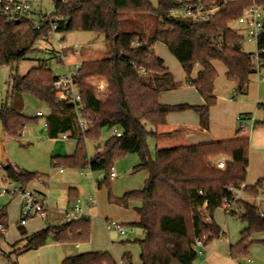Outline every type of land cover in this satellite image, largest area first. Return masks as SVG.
<instances>
[{
	"label": "trees",
	"instance_id": "1",
	"mask_svg": "<svg viewBox=\"0 0 264 264\" xmlns=\"http://www.w3.org/2000/svg\"><path fill=\"white\" fill-rule=\"evenodd\" d=\"M176 6L175 0H159L156 8L149 0H54V15L58 19L40 30H35L31 23H9L0 16L1 66L14 68L32 52L31 48H20L22 31L30 32L34 40L47 37L52 27H56L55 33L91 32L104 36L110 44L111 56L83 62L78 76L84 115L92 120V129L84 134L78 132L74 110L53 89L58 77L47 66L34 68L21 78L12 77L8 98L0 108V125L8 138L20 140L25 128L41 118L23 114L22 96L28 94L45 103L50 110L46 117L48 137L57 140L60 135L73 132V139L77 140L74 154L52 158L53 166L102 171L105 175L97 183L98 188L110 185L117 162L137 155L139 164L134 171H145L148 175L144 188L127 192L121 198L109 194V202L123 208L138 204L134 208L139 219L135 226L144 233V238L136 241L141 264H195L198 261L195 241L200 239L207 245L220 236L219 227L212 221L213 213L220 208L228 187L246 183L249 166L251 131L238 130L233 136L207 143L189 139L210 131V111L217 104L215 62L223 64L226 79L236 84L241 95L249 90L250 78L255 74L251 55L243 51L240 36L229 28L248 4L231 3L203 24L169 19L170 9ZM122 15L154 17L153 32L145 37L139 31H123ZM159 43L179 62L187 82L197 90L204 105L170 106L159 102L160 94L178 88L165 62L153 52L154 45ZM259 50L264 60V36L259 41ZM196 65L201 71L192 80ZM91 82L106 84L108 96L104 100L95 98ZM187 111L199 116L198 127L167 122L168 115ZM114 129L122 133L121 137L112 135L88 158L86 143H99L103 130ZM150 137L156 140L154 155L147 145ZM222 155L229 159L225 170L209 162L210 158ZM3 177L23 189L45 178L10 164L4 165ZM263 189L264 180H260L255 186H247L246 193L257 196ZM242 208L245 215L240 220L246 227L239 242L230 247L233 260L247 256L253 237L264 234L259 208L248 202H243ZM206 215L210 222L205 221ZM6 218L5 209L0 210V225L7 230L3 224ZM19 230L26 236L22 226ZM90 235L91 222L87 218L50 226L23 239L26 244L17 257L51 242L86 243ZM121 260L123 264H132V255L126 253ZM61 264L118 263L108 252H91L67 258Z\"/></svg>",
	"mask_w": 264,
	"mask_h": 264
},
{
	"label": "rangeland",
	"instance_id": "2",
	"mask_svg": "<svg viewBox=\"0 0 264 264\" xmlns=\"http://www.w3.org/2000/svg\"><path fill=\"white\" fill-rule=\"evenodd\" d=\"M32 2L34 4V9L40 10L44 15H54V0H32ZM149 2L154 8L159 4V0H149ZM120 20L123 31H139L144 33L145 37L151 35L156 23L155 18L148 15H122ZM229 28L232 30H239L240 25L237 22H232L230 23ZM19 42L22 50L31 48L32 52L29 53L24 61L20 62L18 66L14 68L0 65V108L8 98L13 76H18L20 78L24 77L30 70L40 66H47L52 70L55 77L59 78L65 75L67 72L66 61L60 62L59 60L62 57V52L67 55L66 50H79L83 56V62L105 59L112 54L111 46L106 42L104 36L91 32L73 31L68 33H50L47 37L34 40L33 35L30 32L22 31L19 35ZM157 46L159 49L158 54L161 56L160 58L165 60V64L169 67L170 71L176 76L178 75V72L181 71L183 75L184 72L181 70L179 62L171 55L167 47L160 43L157 44ZM242 49L246 54H252L256 50L255 46L247 43L242 46ZM170 58L172 59L171 63ZM214 65L218 73L215 82L216 91L220 92L221 97L227 102V98H232L233 90L238 91L237 86L235 83L229 82L226 79V69L223 64L215 62ZM199 69V65L194 67L191 79H194ZM252 80L253 78L251 77V82H253ZM187 84L189 83L187 82ZM251 85L252 83L250 86ZM105 89L106 92L102 99H105L108 96L107 86ZM237 94V98L241 99L242 95L239 91ZM22 101L23 114L31 118H36L37 113L42 112L44 117H41L37 122L28 125L20 140H14L8 137L6 139L0 125V154L4 165L7 166L10 164L21 170L30 173H38L39 175L44 176V179L33 182L28 188H46L47 192L50 190V201L55 206L57 205L59 210H65L69 201L71 203L75 201L71 200L72 197H70V191L71 188H76L80 191L78 199L83 202H87L88 199L94 200L95 211H99V213L93 214L90 218L91 235L89 242L77 244L66 243L67 245L51 242L48 245L54 244L60 247L65 246V248L72 252L73 255L95 250L102 252L107 251L117 263H120L123 252L128 250L132 255L133 264H139L140 248L135 242L144 238L141 229L130 224L123 225L126 229L130 227L134 229V235L128 234L126 236H120L115 232L109 233L106 229V223L108 221H115L114 217L108 212V207L111 205L126 209L116 204H111L109 202V194L114 198H121L127 192L140 191L144 188L145 181L148 178L147 172L134 171V168L139 164L138 156L130 155L117 162L113 167V172L117 176V179L111 180L109 186L104 184L102 188L98 190L96 189V182H101L103 180L105 175L104 172H92L89 168L73 169L63 166H53L52 158H63L74 154L77 140L71 139L69 141H62L50 139L45 131L46 117L50 113L48 106L28 94L22 96ZM112 135L113 130H103L99 143L87 142L86 149L88 158L93 157L98 148H102ZM147 145L150 152L154 155L156 140L151 137L148 138ZM221 157L227 158L222 155L210 158L209 162L214 166V162ZM61 169L63 170V175L60 173ZM1 175L3 176V171ZM10 183L14 186H18L14 182ZM41 184H43L44 187H41ZM18 199L19 197L11 196L7 191L0 189V210L5 209L8 214L7 218L3 221V224L6 227H9L6 231L7 237H0V264H43L42 259H40L36 253L29 254L28 257L26 256L23 259V261H21V256L26 253L17 257L18 251L26 244L24 240L18 241L20 238V232L18 229V223L20 221ZM253 203L257 206H261L260 202L258 203L254 201ZM137 206L138 204H134L132 206L133 210ZM262 206L264 208V205ZM213 214L215 219H220L224 223L227 222V219H230L223 213L221 208L215 210ZM36 218L29 219L25 226L27 232L30 234L37 232L39 228L42 227V224L39 225V221L42 220ZM234 220L237 222L235 224L236 227L240 228L244 226L240 219L237 218ZM47 223L48 222H46V225ZM236 230L238 229L236 228ZM77 245L78 248L76 247ZM40 249L34 251L36 252ZM250 250L247 256L241 257L236 261H241L243 263L252 260L253 263L256 262L257 264L258 261L263 260L261 255H251ZM199 259L200 258H198V261L195 264H198Z\"/></svg>",
	"mask_w": 264,
	"mask_h": 264
},
{
	"label": "built area",
	"instance_id": "3",
	"mask_svg": "<svg viewBox=\"0 0 264 264\" xmlns=\"http://www.w3.org/2000/svg\"><path fill=\"white\" fill-rule=\"evenodd\" d=\"M177 6L170 9L168 13L169 19L178 21H188L193 24H203L213 20L227 5L231 3H245L248 6L243 11V15L233 20L240 25L239 30L235 31L239 36V44L245 43L255 46L256 50L251 55L252 66L259 82L264 83V60L262 59V51L259 50V41L264 36V1L263 0H181L176 1ZM0 16L4 17L9 23H21L22 21L31 23L35 30H40L45 24L52 25L58 19L55 15H44L40 10L34 9L32 0H0ZM56 27H52L51 33H55ZM67 55L62 52L60 62L66 61L67 72L62 77H59L53 83V89L60 95L61 100L66 101L74 110L75 124L80 134L92 129V120L84 115V106L82 104L81 93L79 89V72L83 63L81 52L77 49L66 50ZM145 75V72H142ZM94 88V96L98 100H104L102 97L106 92V86L103 83H90ZM236 90L232 92L231 102L236 101ZM38 117H43L42 112L37 113ZM238 130L254 131L260 123L254 115L244 114L239 115L235 119ZM47 124L45 123V131L47 132ZM113 135L121 137L122 133L114 129ZM73 132H67L58 137V140L69 141L73 139ZM229 159L221 157L214 162V167L219 170H225L226 162ZM4 170L0 154V189L7 191L11 196H17L22 202L20 213V226H26L29 219L33 217H45L48 208V199L40 196L37 192L31 189H23L22 187L14 186L1 173ZM63 173V170H60ZM115 173L112 171L111 180L116 179ZM41 187H44L41 184ZM246 184L239 187H228L227 195L224 197L220 208L224 214L230 219H240L245 215V210L242 208V203L247 202ZM202 194V193H200ZM256 200L264 199V189L262 194L253 197ZM94 202L90 200V205ZM206 208V206L204 207ZM259 217L264 219V211L259 210ZM65 218L68 221H79L83 217L82 210L78 203L74 205L72 210L66 211ZM206 222H210L211 218L206 215ZM108 232H117L125 236L134 234L132 227L126 229L122 224L116 221H108L106 223ZM6 229L0 225V235L6 234ZM195 249L198 258L205 254V245L202 240L195 241ZM251 262V261H249Z\"/></svg>",
	"mask_w": 264,
	"mask_h": 264
},
{
	"label": "crops",
	"instance_id": "4",
	"mask_svg": "<svg viewBox=\"0 0 264 264\" xmlns=\"http://www.w3.org/2000/svg\"><path fill=\"white\" fill-rule=\"evenodd\" d=\"M158 50L159 49H158L157 44L154 45L153 52L156 54V56L160 58L161 56H159ZM162 60L165 62L164 59ZM171 62H172V59L170 58V63ZM200 71L201 69L198 70L194 79L192 80H195L197 78ZM171 73L175 79V82L178 85V88L174 91L165 92V93L160 94L159 102L162 105H170V106H174V105L202 106L204 105V100L198 94L197 90L190 84H187L185 73L182 75L181 71H179L177 76L174 75L173 72ZM225 75H226V72H225ZM252 78H253L252 80L253 82H251V78H250V82L252 83V85L249 87L247 94L242 95L241 99H238L237 98L238 94H236L237 99L234 102H231L229 98H227L228 100H226L227 102H225V100L221 97L220 92L216 91V87H215L214 95L217 98L218 102H217V105L214 108H212L210 111V131L209 133L189 137V139L194 143H207V142H211L217 139H222V138L233 136L238 131V127L235 121L236 117L239 115H244V114L254 115L257 121L261 125L258 129L251 132V137H250L249 166L247 169V180L245 183L246 186H249V187L255 186L260 180H264V83L259 82L258 77L256 75H253ZM167 122L170 124L192 125V126L198 127L200 125V118L194 112L187 111L184 113H175V114L168 115ZM4 137L7 139V136L5 134H4ZM1 159H2V156H1ZM2 163L4 165L3 159H2ZM61 175H63V173ZM97 183L99 182L98 181L96 182V189L100 190L102 187L98 188ZM31 190L37 192L42 197H46L49 201L45 217H40V216L38 218L33 217V218L42 220V221H39V225L42 224V227L39 226L40 228L37 232H40L50 226L55 227V226H59V225L67 223L68 220L65 218V213L66 211L72 210L74 205L77 203L82 210L83 217L89 220L93 214L99 213V211H95L94 200L88 199L87 202H83L78 199L80 196L79 189L71 188L70 197H72V199H77V200H75L72 203L69 201L67 204V208H65V210H59L58 206L57 205L55 206L50 201V196H51L50 190L47 192L46 188H40V187L38 189H31ZM261 194H262V191L257 196ZM247 196H248L247 198L248 203L259 208V210L264 211V208L262 206L264 205V199L256 200L253 198L255 196L248 195V194ZM90 200L94 202L93 205H90ZM18 201H19L18 206H19V217H20V213L22 209V202L20 198L18 199ZM254 201L258 203L260 202L261 206H257L255 203H253ZM50 203L52 206L50 205ZM132 206L133 205H130L126 209H121L119 207H114L110 205L108 207V212L112 215V217H114L117 223L119 222L122 225L130 224V225L135 226L138 223L139 219H138L137 214L134 212ZM212 221L219 227L220 236L214 241L209 242L207 245H205V254L203 257L199 259L198 264H256V262L253 263L252 260H248L247 262L242 263L241 261L233 260L230 257V247L233 245H236L239 242L240 235L246 227L245 224L244 226L238 228L235 225L237 223L235 220L227 219V222L224 223L220 219H215L214 214L212 216ZM46 222H48L47 225H46ZM8 228L9 227L7 226V230ZM19 228H20V225H19ZM236 228L238 230H236ZM23 230L26 232V236H22L19 230L20 238L18 239V241L23 240L26 237L37 233V232H34L30 234L29 232H27V229L25 228V226L23 227ZM115 233L118 234L117 232ZM129 235H134V234H129ZM0 237L6 238L7 233L4 236H0ZM252 241H253V245L250 248L251 255L253 254L261 255L263 260L258 261L257 264H264V234L254 236ZM76 247L78 248V245ZM92 252H102V251L95 250ZM104 252H107V251H104ZM32 253H36L37 256L40 259H42L43 264H61L65 259L77 256V255H73L72 252L68 251L65 248V246L60 247L58 245L52 244V245L44 246L39 251H36V252L33 251V252H28L24 254L23 256H21V261H23V259L26 256L28 257L29 254H32ZM86 253H91V252H86ZM86 253H81V254H86ZM126 253H130V252L128 250H125L121 256V259L123 255H125ZM81 254H78V255H81ZM139 257H140V254H139ZM118 264H123L122 260H120V263ZM139 264H141V262Z\"/></svg>",
	"mask_w": 264,
	"mask_h": 264
},
{
	"label": "water",
	"instance_id": "5",
	"mask_svg": "<svg viewBox=\"0 0 264 264\" xmlns=\"http://www.w3.org/2000/svg\"><path fill=\"white\" fill-rule=\"evenodd\" d=\"M16 24H19V23H16Z\"/></svg>",
	"mask_w": 264,
	"mask_h": 264
}]
</instances>
